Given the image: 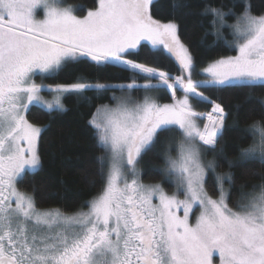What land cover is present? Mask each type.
Instances as JSON below:
<instances>
[{
  "label": "snow or ice",
  "instance_id": "6c2138e0",
  "mask_svg": "<svg viewBox=\"0 0 264 264\" xmlns=\"http://www.w3.org/2000/svg\"><path fill=\"white\" fill-rule=\"evenodd\" d=\"M169 6L172 16L188 7ZM225 7L209 0L199 14L218 40L230 30L224 46L235 54L198 58L175 19L157 18L159 0H0V264H264V172L245 179L232 170L245 161L264 167V101L261 119L240 129L252 143L236 160L221 141L237 125L218 102L228 90L264 88V10L254 13L250 0ZM161 57L176 74L156 66ZM82 62L120 69L128 82L93 83L82 73L44 83ZM108 91L122 95L88 121L102 150L88 184L99 180V191L72 212L37 207L35 186L24 182L43 167L50 125L38 114L66 111L68 96L91 106ZM158 144L163 182L145 183L138 165ZM224 164L229 170L217 171Z\"/></svg>",
  "mask_w": 264,
  "mask_h": 264
},
{
  "label": "trees",
  "instance_id": "16d2710c",
  "mask_svg": "<svg viewBox=\"0 0 264 264\" xmlns=\"http://www.w3.org/2000/svg\"><path fill=\"white\" fill-rule=\"evenodd\" d=\"M69 3H85L92 7V0H66ZM160 11L157 18L167 20L175 19L179 25L181 39L190 47L193 54L200 58L205 56H224L235 54L224 46L225 39L232 40L229 34L230 30H222L224 39H219L211 34L209 27V17L201 16L205 4L209 0H180V3H186L188 7L179 9L175 16L170 15L171 8L169 0H159ZM234 0H222L226 5L225 11L231 7ZM253 5L254 13L264 10V0H250ZM216 4L221 0H215ZM239 11V9H237ZM234 22L229 20L228 23ZM209 33L208 35H205ZM203 41V43H201ZM218 41V46L209 52L206 45ZM163 69L171 68L175 73V66L165 57H161L156 65ZM200 64V67H203ZM85 74L89 82L101 83H124L128 82L125 78L129 75L117 68H97L87 62L76 65H68L64 68L56 79H46L50 84L72 82L80 74ZM38 79V77H37ZM143 83V80L139 81ZM251 91L252 97L248 93ZM121 94L119 91L104 92L100 94L99 99H92L91 106L82 98L68 96L64 100L66 111H54L50 114L40 112L39 123L41 125H50L44 133L43 141V167L35 176H28L25 179V185L33 184L36 188L35 197L37 207L41 209H61L65 212H72L78 209L85 200L90 199L99 191L100 181L97 180V186L92 188L88 181L95 177L97 168L96 158L101 155L102 150L97 145L93 129L88 121L96 108L103 103H113L109 97ZM89 97H95L94 92L86 93ZM136 97H143V91L133 92ZM222 105L226 111L232 113L227 123L229 125L236 122V127L229 128L224 133L221 145L225 148V154L229 159L236 160L238 156V147L247 146L252 143V137L241 139L245 133L240 129H245L250 123L261 119V101H264V88L256 87L253 89H232L219 93ZM215 98V96H214ZM161 102H170L162 99ZM236 105H240L237 112ZM199 110H207V106L200 105ZM35 111V110H34ZM174 133H165L162 138H171ZM163 148L158 144L152 150L145 153L140 159L139 165L142 167L143 179L147 182L160 183L163 177L156 171L164 166L162 157ZM214 153L209 152L207 159L214 158ZM219 160V157H216ZM138 165V166H139ZM228 167L218 168L217 171H228ZM236 172L238 178L253 179L251 173L264 172L259 162H242L239 166L232 169ZM242 183V179L237 180V186ZM168 191L172 188L165 184ZM227 187V185H226ZM31 191V188L28 189ZM235 198V196H234Z\"/></svg>",
  "mask_w": 264,
  "mask_h": 264
},
{
  "label": "rangeland",
  "instance_id": "374dc122",
  "mask_svg": "<svg viewBox=\"0 0 264 264\" xmlns=\"http://www.w3.org/2000/svg\"><path fill=\"white\" fill-rule=\"evenodd\" d=\"M65 3H67V4H72V3H69V2H67L66 0H65ZM79 14V13H78ZM233 23V22H232ZM232 55H234V54H232ZM36 80H37V83H39V82H41L40 81V78L38 77V79L36 78ZM44 83H47V84H50L49 82H46L45 80H44ZM43 95L45 96V97H48V93H43ZM120 95H122V94H117L116 96H120ZM132 96L134 97V98H136V99H142V97H135L134 95H133V93H132ZM48 98H50V97H48ZM103 105H114V102L113 103H103ZM101 106V105H100ZM172 135H174L177 139L179 138L178 137V134L177 133H174V134H172ZM172 155H176V153L175 152H173L172 153ZM206 159H207V155H206ZM209 160V159H208ZM139 167V169H140V171H141V178H142V180H143V182H145V183H150V182H147V181H145L144 179H143V173H142V167L139 165L138 166ZM151 183H153V182H151ZM165 186V185H164ZM166 188V187H165ZM166 190H167V188H166ZM172 191V190H171ZM53 209H57V208H53Z\"/></svg>",
  "mask_w": 264,
  "mask_h": 264
},
{
  "label": "flooded vegetation",
  "instance_id": "af4514ba",
  "mask_svg": "<svg viewBox=\"0 0 264 264\" xmlns=\"http://www.w3.org/2000/svg\"><path fill=\"white\" fill-rule=\"evenodd\" d=\"M160 183H162V181Z\"/></svg>",
  "mask_w": 264,
  "mask_h": 264
}]
</instances>
